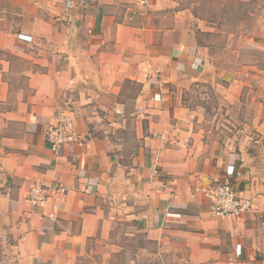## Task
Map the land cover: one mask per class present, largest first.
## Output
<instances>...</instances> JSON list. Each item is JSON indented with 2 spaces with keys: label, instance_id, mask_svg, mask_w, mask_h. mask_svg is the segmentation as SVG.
<instances>
[{
  "label": "crops",
  "instance_id": "crops-1",
  "mask_svg": "<svg viewBox=\"0 0 264 264\" xmlns=\"http://www.w3.org/2000/svg\"><path fill=\"white\" fill-rule=\"evenodd\" d=\"M70 1L0 0V264H264V71L212 65L173 0ZM62 109L82 140L54 154ZM233 178L252 210L214 219L195 189ZM52 182L48 220L23 196Z\"/></svg>",
  "mask_w": 264,
  "mask_h": 264
},
{
  "label": "rangeland",
  "instance_id": "rangeland-1",
  "mask_svg": "<svg viewBox=\"0 0 264 264\" xmlns=\"http://www.w3.org/2000/svg\"><path fill=\"white\" fill-rule=\"evenodd\" d=\"M176 10H189L198 20L193 26L198 43L207 47L210 63L231 73L264 71L261 39L264 34V0H173ZM132 93L135 85L127 86ZM191 104L218 107L210 85L193 88ZM205 99V100H204ZM218 119V117H217ZM222 136V135H221Z\"/></svg>",
  "mask_w": 264,
  "mask_h": 264
},
{
  "label": "built area",
  "instance_id": "built-area-1",
  "mask_svg": "<svg viewBox=\"0 0 264 264\" xmlns=\"http://www.w3.org/2000/svg\"><path fill=\"white\" fill-rule=\"evenodd\" d=\"M65 11H70L73 5L70 0H61ZM147 5V0H136V7ZM134 20V15L128 18ZM19 38H24L20 36ZM150 98V101H154ZM115 115L123 116L119 110ZM45 142L52 153L56 154L64 146L79 144L82 140L75 132L74 118L67 109L59 110L53 116V122L48 124L45 130ZM163 137L161 136V139ZM153 174H156L154 170ZM232 172H230V177ZM235 179L216 182L208 187H198L195 189L208 204L210 216L214 219L232 218L238 219L252 210V203L249 199L239 195L234 187ZM70 192L68 187L58 182L50 184H34L26 194L23 200L31 207L39 209L42 217L48 220H55L59 209V202Z\"/></svg>",
  "mask_w": 264,
  "mask_h": 264
}]
</instances>
